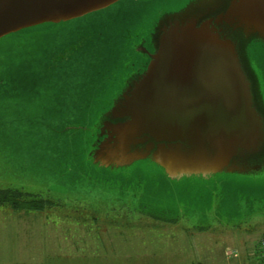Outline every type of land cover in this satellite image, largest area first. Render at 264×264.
<instances>
[{
  "label": "rangeland",
  "instance_id": "374dc122",
  "mask_svg": "<svg viewBox=\"0 0 264 264\" xmlns=\"http://www.w3.org/2000/svg\"><path fill=\"white\" fill-rule=\"evenodd\" d=\"M183 1L119 0L0 37V188L44 202L0 204V264L260 263L264 170L174 180L148 161L114 173L79 155L85 107L118 88L140 36Z\"/></svg>",
  "mask_w": 264,
  "mask_h": 264
},
{
  "label": "water",
  "instance_id": "95a60500",
  "mask_svg": "<svg viewBox=\"0 0 264 264\" xmlns=\"http://www.w3.org/2000/svg\"><path fill=\"white\" fill-rule=\"evenodd\" d=\"M117 1L0 0V37ZM139 39L133 70L75 125L88 130L77 146L82 163L117 173L148 161L174 180L219 173L257 180L264 170V0H185L156 15Z\"/></svg>",
  "mask_w": 264,
  "mask_h": 264
},
{
  "label": "trees",
  "instance_id": "16d2710c",
  "mask_svg": "<svg viewBox=\"0 0 264 264\" xmlns=\"http://www.w3.org/2000/svg\"><path fill=\"white\" fill-rule=\"evenodd\" d=\"M42 198L32 197L31 194L25 193L21 190L11 189V188H0V204H9L14 209L17 208H33V209H41V205L43 204ZM24 206V207H19ZM264 233L261 235V237ZM260 237V238H261ZM259 238V240H260ZM259 240L257 247L259 246ZM259 250V248H258ZM235 251V253H233ZM236 250L232 251V254H236ZM260 252V251H259ZM262 264H264L263 257L260 253Z\"/></svg>",
  "mask_w": 264,
  "mask_h": 264
},
{
  "label": "crops",
  "instance_id": "0c3cea01",
  "mask_svg": "<svg viewBox=\"0 0 264 264\" xmlns=\"http://www.w3.org/2000/svg\"><path fill=\"white\" fill-rule=\"evenodd\" d=\"M254 262H256V261H254ZM225 264H243V263L241 262V260H239L238 256H236V257H233V258L229 257V259L226 260ZM256 264H257V262H256ZM259 264H262L261 258H260V263Z\"/></svg>",
  "mask_w": 264,
  "mask_h": 264
},
{
  "label": "built area",
  "instance_id": "2783aa9c",
  "mask_svg": "<svg viewBox=\"0 0 264 264\" xmlns=\"http://www.w3.org/2000/svg\"><path fill=\"white\" fill-rule=\"evenodd\" d=\"M258 248H259V251H260V253H261L262 257H263V260H264V235L259 240ZM233 253H235V251Z\"/></svg>",
  "mask_w": 264,
  "mask_h": 264
}]
</instances>
